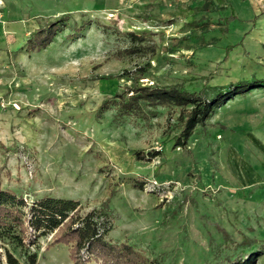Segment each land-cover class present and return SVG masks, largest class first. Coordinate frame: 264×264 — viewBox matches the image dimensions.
Segmentation results:
<instances>
[{
    "label": "rangeland",
    "instance_id": "obj_1",
    "mask_svg": "<svg viewBox=\"0 0 264 264\" xmlns=\"http://www.w3.org/2000/svg\"><path fill=\"white\" fill-rule=\"evenodd\" d=\"M64 14L46 47L25 50ZM124 70L206 93L264 79V0H0V188L28 205L77 200L80 215L107 199L106 238L149 264H226L253 251L264 264V86L218 106L180 148L169 140L177 108L96 115L130 83ZM138 149L160 153L140 160ZM52 234L26 247L4 238L1 259L8 249L22 264L28 252L36 264H72L68 245H48Z\"/></svg>",
    "mask_w": 264,
    "mask_h": 264
},
{
    "label": "trees",
    "instance_id": "obj_2",
    "mask_svg": "<svg viewBox=\"0 0 264 264\" xmlns=\"http://www.w3.org/2000/svg\"><path fill=\"white\" fill-rule=\"evenodd\" d=\"M68 15L48 20L33 30L26 41V51H38L46 47L59 31ZM90 24L82 20L80 25L68 34L75 38L80 30ZM135 38L134 33H129ZM135 48L127 49L134 52ZM138 70H144L139 67ZM123 75L130 76V83L117 89L112 95L104 98L98 106L96 115L114 108V120L128 115L148 118L155 115V108H177L176 123L178 131L169 140L173 147L185 148L187 140L195 127L203 124L213 111L236 95L244 94L252 88L263 87V78L241 79L226 85L213 86L212 91H189L177 85H160L143 83L138 77L131 76V71L124 70ZM119 77H122L120 75ZM160 151L151 149L147 152L135 150L136 159L150 160ZM79 202L74 199L43 195L27 204L21 195L7 188H0V240L8 238L10 243L18 246L30 245L35 239L52 234L48 245L66 244L72 264H86L94 260L101 264H149L145 257L126 242H112L106 238L111 229L108 200L101 202L84 215L79 214ZM258 251L249 253L245 258H235L226 264H255ZM86 256V259H84ZM26 264H36V252L25 254ZM0 264H22L11 251L5 249L4 261Z\"/></svg>",
    "mask_w": 264,
    "mask_h": 264
}]
</instances>
